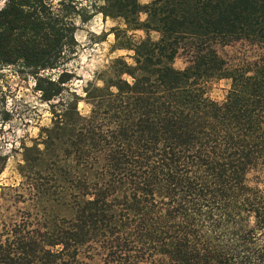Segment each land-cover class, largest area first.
Here are the masks:
<instances>
[{
	"label": "trees",
	"instance_id": "obj_1",
	"mask_svg": "<svg viewBox=\"0 0 264 264\" xmlns=\"http://www.w3.org/2000/svg\"><path fill=\"white\" fill-rule=\"evenodd\" d=\"M101 1L91 11L123 19L115 44L134 64L114 59L102 86L68 90L71 102L60 95L72 77L64 65L75 45L73 1L0 8V64L59 70L36 81L58 108L42 147L24 148L22 181L9 189L24 207L0 224V264H81L82 255L264 264V0ZM128 30L159 38L133 42ZM235 46L252 54L220 52ZM180 51L182 70L173 67ZM222 78L224 101L210 100L202 83Z\"/></svg>",
	"mask_w": 264,
	"mask_h": 264
},
{
	"label": "rangeland",
	"instance_id": "obj_2",
	"mask_svg": "<svg viewBox=\"0 0 264 264\" xmlns=\"http://www.w3.org/2000/svg\"><path fill=\"white\" fill-rule=\"evenodd\" d=\"M6 1L0 0V8ZM51 1L57 6L61 0ZM65 1H73L76 6L71 14L75 26V45L73 53L67 55L64 65L72 77L60 95L66 102H71L73 96L67 91H75L76 95L84 96L83 88L87 83L93 82L102 86L98 78H105V72L114 59L123 58L129 65L134 64V61L131 50L116 48L115 29H126L122 18L105 17L101 13L91 11L90 5L93 2L101 5V0ZM150 1L139 0L140 4ZM139 18L144 21L146 15L141 13ZM119 36L123 38L122 33H119ZM126 36L133 42L146 37L153 41L159 38L158 32L154 30H128ZM244 50L252 54V51L239 46L226 47L220 52L226 56L240 57L239 53ZM187 64V55L180 51L173 61V67L182 70ZM58 72L57 69H48L35 74L34 70L23 67L21 63L0 64V224L9 218H19L23 211L22 203L11 201L12 192L9 189L19 186L22 181L18 168L23 163L24 148L37 144L41 148L42 130L52 126L53 104L57 103V99L47 102L41 98L40 91L36 89L37 78L42 76L56 79ZM202 87L207 98L222 102L230 88V80L210 79L203 82ZM78 108L83 114L88 113L89 107L83 101L79 102ZM81 259V264H101L99 260L91 261L83 255Z\"/></svg>",
	"mask_w": 264,
	"mask_h": 264
}]
</instances>
